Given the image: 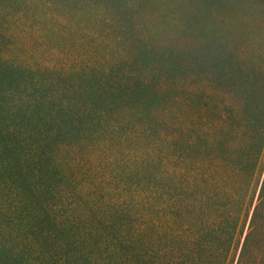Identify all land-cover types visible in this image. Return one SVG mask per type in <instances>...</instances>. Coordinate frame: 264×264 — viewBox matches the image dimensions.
<instances>
[{
    "label": "trees",
    "instance_id": "1",
    "mask_svg": "<svg viewBox=\"0 0 264 264\" xmlns=\"http://www.w3.org/2000/svg\"><path fill=\"white\" fill-rule=\"evenodd\" d=\"M121 1L0 0V52L38 14L67 23L92 6L132 37ZM208 57L228 67L193 72L196 86L158 70L58 75L0 59V264H264V68ZM107 148L116 162L127 152L109 178ZM79 150L99 152L86 184L60 156Z\"/></svg>",
    "mask_w": 264,
    "mask_h": 264
},
{
    "label": "rangeland",
    "instance_id": "2",
    "mask_svg": "<svg viewBox=\"0 0 264 264\" xmlns=\"http://www.w3.org/2000/svg\"><path fill=\"white\" fill-rule=\"evenodd\" d=\"M125 2L124 12L134 17L138 24L133 28L136 36L128 33L132 37L126 38L125 33L122 34L123 23L111 25L100 19L104 18L98 17L101 13H110V9L100 6L79 10L78 18L67 23L47 22L38 14L30 33H21L12 28L13 31L9 33L10 44L0 52V59L19 69L50 70L58 75H68L78 70L108 71L113 66L143 72L158 70L183 75L185 78L182 81L194 86L202 85L200 83L203 80L202 76L193 77V72L203 74L208 70L228 67L212 66V58L208 56L213 52L230 55L233 66L264 68V0ZM136 37L143 40L139 43L147 46L141 54L136 53ZM197 54L207 57L193 58ZM195 61L203 65L193 64ZM79 151L67 159L63 152L60 156L66 161L65 167H74L77 174L82 172L81 181L86 184L94 178L90 167L96 165L94 157L99 152ZM105 152L100 156L99 171L106 173L109 178V168L121 170L126 165L127 152L117 162L109 155L108 148ZM259 172L260 169L243 190L246 200L252 194L253 200L255 198V183L261 176ZM229 186L232 187V184ZM246 223L247 219L243 231Z\"/></svg>",
    "mask_w": 264,
    "mask_h": 264
}]
</instances>
